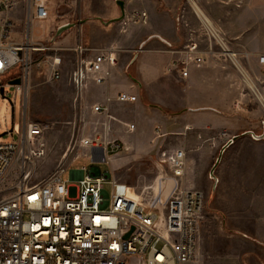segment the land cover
Returning <instances> with one entry per match:
<instances>
[{"label": "built area", "instance_id": "built-area-1", "mask_svg": "<svg viewBox=\"0 0 264 264\" xmlns=\"http://www.w3.org/2000/svg\"><path fill=\"white\" fill-rule=\"evenodd\" d=\"M18 2L0 0V85L8 86V81H3L7 76L9 80L20 79L19 85H13L14 112L20 113L33 66L45 62L49 79L60 80L62 58L58 51L62 49L51 45L55 40L46 43L32 39L31 22L49 17V0H22L20 20L16 22L10 13ZM188 3L208 49L214 51L217 47L221 59L242 70L221 28L199 9L195 0ZM146 17L145 11L135 10L122 23L145 21ZM15 27L20 28L19 38L11 35ZM70 50L75 58L70 82L78 92L88 82L106 83L118 64L112 49L95 52L79 41ZM183 53L171 67L186 78L190 64L200 65L206 60L194 40L184 46ZM258 62L264 66V55ZM243 77L250 81L247 73L243 72ZM249 88L264 116V94L255 84ZM136 98L125 92L116 95L120 103L134 102ZM240 106V101H234V109ZM92 111L103 113L106 107L94 104ZM22 115V131L12 124L18 140L0 143V264H204L198 250L204 210L202 192L175 188L165 204L144 202L140 195L130 194L127 184L115 178L107 181L109 174H102L100 169L96 174L97 166L88 171L85 167L69 169L79 156L92 163H106L109 152L120 151L121 143L98 134L74 139L57 168L36 180V165L45 155L44 145L39 142L42 128L26 119L24 112ZM127 128L132 131L134 125ZM185 154L181 148L161 151L158 164L165 165L168 171H160L166 176L169 172L170 179L180 178L185 171ZM66 171L68 179H62Z\"/></svg>", "mask_w": 264, "mask_h": 264}, {"label": "crops", "instance_id": "crops-1", "mask_svg": "<svg viewBox=\"0 0 264 264\" xmlns=\"http://www.w3.org/2000/svg\"><path fill=\"white\" fill-rule=\"evenodd\" d=\"M118 1L123 4L122 20L129 19L135 10L145 11L147 17L145 21L122 23L124 34L116 37L111 46L92 47L95 52L114 50L118 64L106 83L88 82L79 92L80 115L84 122L94 123L92 117L99 118L104 114L107 119L106 128L105 124L103 128L106 139L107 133L113 130V139L133 150H139L152 139L154 128H158V138L167 134L185 135L182 144L187 147L188 134L192 138L198 133L216 131L254 132L261 125L263 112L249 86L255 84L264 94V66L258 62V58L264 55V0H195L199 9L223 31L228 48L250 77L249 82L244 80L242 70L221 59L217 47L214 51L208 49L188 0H49V5L55 20L60 19L56 21L57 29L75 14L66 5L76 3V14L84 16L80 23L86 25L119 17ZM21 8L22 0H19L10 13L16 22L20 20L17 15L21 14ZM191 40L198 43L206 62L190 64L188 76L183 78L172 69L171 63L183 57V48ZM120 46L136 52L131 63L133 78L125 73L128 63H120ZM135 46H138L137 50H133ZM47 76L49 78V74ZM119 92L137 98L134 102L120 103L116 100ZM234 101L241 102L237 110L233 108ZM94 104L106 107V111L94 113ZM136 117L149 122L151 131L145 135L141 127L132 141L129 136L138 129ZM129 124L134 125L132 131L127 128ZM260 127L262 132L264 125ZM96 129L94 127V131ZM211 140L215 144V140ZM215 228L208 225L199 231L198 250L204 264H264V238L255 239L242 232L228 234ZM217 232L225 236L221 242L223 245L215 237Z\"/></svg>", "mask_w": 264, "mask_h": 264}, {"label": "rangeland", "instance_id": "rangeland-1", "mask_svg": "<svg viewBox=\"0 0 264 264\" xmlns=\"http://www.w3.org/2000/svg\"><path fill=\"white\" fill-rule=\"evenodd\" d=\"M66 6L68 10H74L75 14L69 16L70 18L64 23H73V26L55 37L54 44L50 43L53 47L62 49L58 51L62 58L60 80L49 79L48 65L45 62L40 63L31 70L26 93L21 98L23 106H21L20 113L16 110L12 112L11 102L13 104L15 100L13 86L5 87V97L0 96V134L6 132L0 136V143L18 140L19 134L15 129L12 131V136L8 131L13 123L16 129L23 130V112L26 119L36 122L42 128L39 142L44 145L45 155L36 165L34 174L36 180L44 178L57 168L63 152L74 139L100 135V133L105 136L103 128L107 119L104 114L99 118L92 117L94 123L84 122L80 115L79 92L70 82V73L75 58L69 49L79 41L90 49L101 46L109 47L116 37L124 34L121 21L113 22L107 27H104L98 20L84 25V22L80 23L84 16L79 17L76 14V3ZM20 15L17 16L20 17ZM59 20V18L55 20L52 12L46 19H33L30 26L32 39L39 42H50L56 29V21ZM53 27L55 28L52 30ZM19 31V27L12 29V37L19 38ZM64 38L66 40L62 42ZM113 46L115 47V44ZM120 47V63H128L125 73L133 78L134 66L131 63L136 52H130L124 46ZM115 48L118 49V46ZM137 49L138 46H135L133 50ZM9 79L10 77L7 76L3 81ZM135 119L138 129L129 136L132 141L141 127L145 135L151 131L149 122L141 117ZM262 119L261 125H263L264 116ZM94 127H97L96 131ZM259 127L254 131L256 134L261 132V127ZM157 130L158 128H154L151 131L152 139L139 150L128 149L121 145L118 153H108L106 163H92L87 157L79 156L70 163L69 169L85 167L88 171L91 166H97L102 174L104 172L109 174L107 181L115 178L127 184L140 195L144 202L152 200L165 204L171 196L172 189L175 188L177 191L179 189L198 190L204 197L200 232L204 226L211 225L217 227L215 228L217 231L223 230L228 234L242 232L255 239L264 238V136L261 141H255L249 135H241V132H206L193 135L192 138L191 134H188L187 147H184L182 141L185 135L167 134L158 138ZM113 135L114 131L110 130L107 133V139H113ZM233 135L239 136L223 151L217 162L221 146ZM211 138L215 140V144L212 143ZM176 148H181L186 152V172L184 176L172 181L174 179H170L169 172L166 176L160 171V169L168 170L165 165L162 167L158 164V159L161 151ZM61 177L68 179V171ZM215 179L216 184H214ZM105 188L109 189V185L106 184ZM217 233L215 237L222 244L225 236Z\"/></svg>", "mask_w": 264, "mask_h": 264}, {"label": "water", "instance_id": "water-1", "mask_svg": "<svg viewBox=\"0 0 264 264\" xmlns=\"http://www.w3.org/2000/svg\"><path fill=\"white\" fill-rule=\"evenodd\" d=\"M117 4L119 5L120 7V10H121V15L119 17H116V18H113V19H109L107 21H102L100 20V22L107 26L108 24L112 23V22H117V21H121L123 19V9H122V2L121 1H118ZM73 26V23H65L63 25H60L57 27L56 31L54 32L52 38H51V41H54L55 37H57L58 35H60L62 32L68 30L69 28H71ZM20 84V79L19 78H14V79H11V80H8V86H13V85H19ZM4 90H5V87L3 85H0V96L2 98H4ZM11 107H12V112L14 113V105L12 104L11 102ZM263 125H264V122H263ZM9 133L12 132V127L10 128V130L8 131ZM6 132L0 134L3 135L5 134ZM241 135H249L251 136L253 139L255 140H261L263 139V136H264V128H263V131L260 133V134H256L254 133L253 131H245V132H242ZM239 135H234L232 136L221 148H220V151H219V155L217 157V162L218 160L220 159V155L223 153V151L229 147L233 142L234 140L238 137ZM99 173V168H97V173ZM211 174H212V171H211ZM210 174V176H211ZM216 184L217 180L215 179L214 181ZM128 234L125 235V237H127Z\"/></svg>", "mask_w": 264, "mask_h": 264}, {"label": "bare ground", "instance_id": "bare-ground-1", "mask_svg": "<svg viewBox=\"0 0 264 264\" xmlns=\"http://www.w3.org/2000/svg\"><path fill=\"white\" fill-rule=\"evenodd\" d=\"M16 107L19 108V103L16 104ZM130 194H131L132 196H137V193H135L132 189L130 190Z\"/></svg>", "mask_w": 264, "mask_h": 264}]
</instances>
